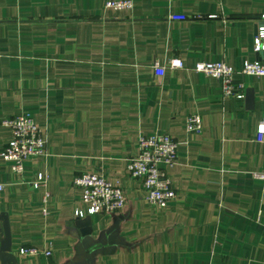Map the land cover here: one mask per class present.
Listing matches in <instances>:
<instances>
[{"label":"crops","instance_id":"obj_1","mask_svg":"<svg viewBox=\"0 0 264 264\" xmlns=\"http://www.w3.org/2000/svg\"><path fill=\"white\" fill-rule=\"evenodd\" d=\"M106 1L0 0V156L12 138L1 122L21 113L47 146L22 174L0 157V243L7 216L19 264H264V181L253 177L264 171V76L235 75L253 89L249 103L194 70L258 59L264 0ZM192 113L201 134L185 129ZM148 133L178 142L165 208L126 169ZM86 172L121 187L123 209L77 218L87 205L74 179ZM39 174L47 183L35 188Z\"/></svg>","mask_w":264,"mask_h":264},{"label":"built area","instance_id":"obj_2","mask_svg":"<svg viewBox=\"0 0 264 264\" xmlns=\"http://www.w3.org/2000/svg\"><path fill=\"white\" fill-rule=\"evenodd\" d=\"M105 7L115 10L130 9L132 0H107ZM256 30L253 36V50L259 55L254 61H245L240 70L235 69L225 61H199L194 70L214 77L221 88L224 97L234 96L244 99L247 85L237 81L236 74L249 76H264V12L255 19ZM155 69L163 70L164 66L155 64ZM170 68H182L184 63L180 58L169 61ZM11 129L12 138L5 145L1 153V161L10 166L16 174L24 171V162L32 157L46 154V139L30 113L9 117L1 122ZM185 129L188 132L201 134L203 131L202 117L199 113H192L185 118ZM258 132L264 134V123L258 125ZM139 153L126 163L128 173L142 181L146 191L147 202L155 208H165L176 197L169 171L174 167L178 154V142L169 134H142L138 141ZM257 180L264 181V171L253 173ZM47 176L38 175L33 187L46 186ZM74 184L82 191V200L87 205V211L76 209L77 218L94 216L99 213H115L125 206L123 190L114 184L107 176L98 173H82L75 177ZM3 185L0 184V190ZM48 195V193H47ZM22 255L37 254L35 248H21ZM51 250L44 252L51 255Z\"/></svg>","mask_w":264,"mask_h":264},{"label":"water","instance_id":"obj_3","mask_svg":"<svg viewBox=\"0 0 264 264\" xmlns=\"http://www.w3.org/2000/svg\"><path fill=\"white\" fill-rule=\"evenodd\" d=\"M254 99V92L252 88L246 89V101L252 103ZM87 222L90 221V216L85 218ZM4 239L0 243V264H19L18 255L12 248V234L9 219L7 216L4 218Z\"/></svg>","mask_w":264,"mask_h":264}]
</instances>
